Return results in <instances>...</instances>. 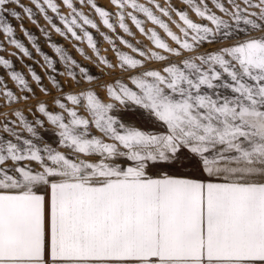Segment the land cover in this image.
<instances>
[{
	"label": "snow or ice",
	"instance_id": "obj_1",
	"mask_svg": "<svg viewBox=\"0 0 264 264\" xmlns=\"http://www.w3.org/2000/svg\"><path fill=\"white\" fill-rule=\"evenodd\" d=\"M109 3L0 0V264H264V0Z\"/></svg>",
	"mask_w": 264,
	"mask_h": 264
},
{
	"label": "rangeland",
	"instance_id": "obj_2",
	"mask_svg": "<svg viewBox=\"0 0 264 264\" xmlns=\"http://www.w3.org/2000/svg\"><path fill=\"white\" fill-rule=\"evenodd\" d=\"M139 2L140 3H145L146 0H139ZM160 2L163 3V0H160ZM97 3H99L102 6H104L109 11H113V12L115 11V8L109 3V0H97ZM128 10L131 11V9H128ZM62 11L65 14H67V9H62ZM84 11L86 13L91 14L90 13V9H88V8H85ZM141 18H143V17H141ZM193 18H195V17H193ZM96 20L99 23L98 17H96ZM126 22L129 24V27L131 28V30L135 33V36L134 37H127V36H125V39H129L138 48H144L146 50H155L154 47H153V45H152V43L144 35H141L139 33V31L135 28V26L131 24V21L130 20H127ZM12 23L15 24L16 21H12ZM41 23H43V20H41ZM25 27L31 28L34 32L36 31L35 26L32 25L31 23L27 22V21L25 22ZM145 27L147 29H151V28H154L155 26L152 25L151 23L146 22ZM156 30L166 40V42H168L169 44H172V42L165 36V34L162 32V30H160L159 28H156ZM90 31H93L95 33V30H91L90 29ZM101 31L107 32V30L104 29L102 25H101ZM173 31H176V29H175L174 26H173ZM19 34H20L19 33V30H17V35H19ZM108 34L111 35V33H108ZM121 35H124V34L121 33ZM0 39H2V37H0ZM53 39L56 40V41H59V43H60L61 46L67 48V50L81 64L87 65L88 67H90L92 69L93 72L99 73L101 71V68L100 67L93 66L88 59H86L84 56L80 55V53H78L77 51L74 50V42L73 41H71V40H64L61 37H59L58 35H56V34H53ZM96 39L99 41V47H100L101 55L107 56L108 58L112 59L114 57V53L111 51V46L107 42L103 41V39L99 35H96ZM117 44H118V46L123 51H126L129 54L134 55V56L136 55L135 53H132L130 49L124 47L123 45H120L118 41H117ZM173 46H175V45H173ZM4 47L6 48V51L0 52V55H4V56H7L9 59L16 60L17 57L12 55V53L15 52L14 47L11 46V45H8V44H5ZM80 47L84 48L85 52H87L89 55H92L91 49H89L87 47L86 43L81 44ZM206 47L211 48V47H214V45H207ZM45 51L48 52L49 51L48 48H45ZM26 63H31V61L30 60H26ZM16 67L17 68L20 67L19 62H17ZM36 70H37V72H40V73H43V71H44V69L42 67H37ZM60 79H61V82L62 83H64L65 85H67V83H68L67 79H65L63 77H60ZM46 83H47V81H46ZM9 87L10 88L13 87V84H12L11 81H9ZM38 95H40V94L38 93ZM101 95H103V92H101ZM40 98L41 99H46L48 97L43 96V95H40ZM32 102H34V100ZM7 103H8V101L4 100L3 97H0V105L7 104ZM17 107H20V106L17 105ZM9 111H10L9 108L0 107V112L7 113ZM96 134L98 135L99 133H96ZM125 166H127V165H125Z\"/></svg>",
	"mask_w": 264,
	"mask_h": 264
}]
</instances>
